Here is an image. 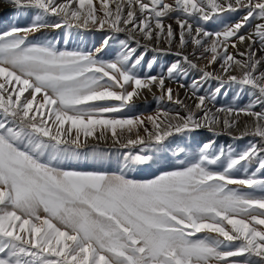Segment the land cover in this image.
I'll return each mask as SVG.
<instances>
[{"label":"snow or ice","instance_id":"obj_1","mask_svg":"<svg viewBox=\"0 0 264 264\" xmlns=\"http://www.w3.org/2000/svg\"><path fill=\"white\" fill-rule=\"evenodd\" d=\"M2 2L34 18L0 29V264H264V0ZM48 29L103 35L69 50ZM226 88L249 102L217 107ZM149 95L173 108L133 114ZM200 129L254 140L162 170L152 150ZM90 140L127 149L123 167L66 163Z\"/></svg>","mask_w":264,"mask_h":264},{"label":"rangeland","instance_id":"obj_2","mask_svg":"<svg viewBox=\"0 0 264 264\" xmlns=\"http://www.w3.org/2000/svg\"><path fill=\"white\" fill-rule=\"evenodd\" d=\"M6 5V6H5ZM12 5H7V3H3L0 0V13L3 14L4 11L9 10ZM0 14V15H1ZM12 12L8 13L7 16H12ZM240 14H228L229 20L234 21L235 19H239ZM16 15L13 16L15 18ZM34 17V16H33ZM33 17L27 18H18L16 17L15 20L12 19V23L2 24L0 25V29L7 28L12 25H17L23 27V25H27L31 22ZM20 19V20H18ZM27 19V20H26ZM24 20V21H23ZM30 20V21H29ZM21 22V23H20ZM24 23V24H23ZM213 27H218L214 25ZM65 29H48L46 30L43 35L46 36L48 39H54L59 41L58 47L64 49L67 47L69 50L76 49V48H92L94 45L96 47L100 46V40L102 39V33L97 31H85V30H67L66 36H63V31ZM211 30V29H210ZM49 31V32H48ZM61 33V36H60ZM37 36H40L41 33H37ZM121 38L123 35L121 34ZM64 39L68 40V44H64ZM118 45H113L111 51V56L115 55V51L117 50ZM108 56L106 58H111ZM149 59H151V54L149 55ZM176 60L174 55H166L158 57V64L155 66L156 70L159 71L161 67L171 64ZM147 71V69H145ZM199 73L193 71L191 75L187 77V82L190 84L194 78L199 77ZM181 82H184L183 79ZM216 82L212 81L210 84H205V90L209 87H216ZM173 88H176V84H172ZM181 92V99H185L184 97V90H179ZM224 91L227 92V95L222 94L218 97L217 100V107L219 106H227L229 104H237L240 106L246 105L250 97L247 92H241L237 96L238 89L235 88H226ZM190 101V102H189ZM186 103L191 104V100H186ZM172 109L173 105L165 102L164 104H159L151 95L147 97V99H141L136 102V109L133 114H143L149 115L155 113L157 110L160 109ZM259 110V108H257ZM254 140L253 137H244L243 139H233L226 134H213L209 132L207 129H200L192 133L186 134H179L172 138H169V141L166 142V147L160 151L153 149L152 152H155V158L166 157L167 163L165 164L164 160H161V164H165L162 170H171V165L179 166L180 164L186 161V158L191 157L194 153H198L199 146L202 143L212 142L216 148L224 147L226 150L231 146V148L235 149L236 151H242L248 146L249 141ZM180 148H184L185 152L183 155L177 158V152ZM94 149L95 153L102 156V159H94ZM127 149L120 148L119 146L113 145L111 141L107 143L104 142H97L94 140H90L89 144L80 149V157L79 159H74L68 161L66 163L70 164L76 170L81 171H96V170H103L109 172H117L119 169L123 167V157L124 154L127 152ZM152 152L149 154L151 155ZM160 164L152 165L151 168H133L128 170V175L130 177H134L136 179H148L151 178L153 174H159L157 171L160 168Z\"/></svg>","mask_w":264,"mask_h":264},{"label":"bare ground","instance_id":"obj_3","mask_svg":"<svg viewBox=\"0 0 264 264\" xmlns=\"http://www.w3.org/2000/svg\"><path fill=\"white\" fill-rule=\"evenodd\" d=\"M8 5V4H7ZM10 5V4H9ZM6 6V5H5ZM10 12H12V14H14V15H16V17H18V18H29V17H33L34 16V14H27V15H21L20 13H18V12H16L15 10H14V8H13V6H11L10 8H9V10H6V11H4L3 12V14H1L0 15V25H2V24H10V23H12L13 21H12V19H14L15 20V18H13V16L14 15H12V16H7L8 15V13H10ZM34 18V17H33ZM17 19V18H16ZM26 19V20H27ZM29 19H31V18H29ZM18 20H20V19H18ZM24 21V20H23ZM30 21V20H29ZM21 23V22H20ZM24 24V23H23ZM23 26H25V25H23ZM49 32V31H48ZM66 33H67V30L65 29L64 31H63V36H61V33H60V36L61 37H64L65 38V36H66ZM65 40V39H64ZM190 102V101H189Z\"/></svg>","mask_w":264,"mask_h":264}]
</instances>
